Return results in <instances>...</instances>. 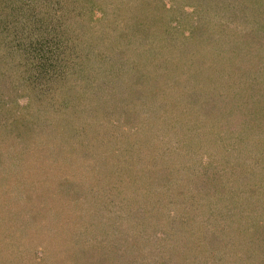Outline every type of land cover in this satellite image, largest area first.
I'll return each mask as SVG.
<instances>
[{"label": "trees", "instance_id": "trees-1", "mask_svg": "<svg viewBox=\"0 0 264 264\" xmlns=\"http://www.w3.org/2000/svg\"><path fill=\"white\" fill-rule=\"evenodd\" d=\"M103 1L105 0H0V161L5 150L8 151L10 146L17 145L16 153L8 155L18 159V162L24 161L34 172L41 174L39 189H46L39 203H26V206L20 209L24 220L16 225L14 229L16 232L10 235L9 241L3 243L4 250L0 251V254H7L6 257L11 264H32L30 261L32 258L29 257L38 250L42 251L43 256L45 252H50L51 255L65 252L74 246L71 245V241L74 240L77 244L82 238L87 239L89 244L80 249L78 256L89 261V264H114V261L117 264H168L166 258L170 253H182L175 249L176 245L172 242L164 245L160 242L162 238L158 237L160 232L157 227L160 223L170 224L165 218L169 214L168 207L164 213L161 211L163 208L156 205V211L154 210L156 216L151 217L149 208L140 210V207L133 205L124 206L116 211L107 210L102 204L113 203L118 195L124 193L134 195L136 201L144 190L155 191L167 186L169 176L165 180L163 172L181 171V176L185 173L187 177L196 171V165L183 167L184 159L188 157L181 154L182 157L176 158L178 154L170 151L168 145L161 148L160 156L157 154L158 158H155V151L152 150L151 157L136 156L138 151L150 150L151 144L159 140H155L157 118L151 120L146 117L147 115L144 116L145 124L155 126L151 129L149 138L142 137L140 144L133 145L132 154L134 153L135 157L131 156L130 159H125L126 162L120 163L121 159L117 154L105 155L104 152L102 155L106 157H102L99 153L100 158L94 155V161H98L97 164L94 163L97 168L94 169L91 164L85 165V168L90 167L92 170L88 169L83 173L82 182L73 177L74 166L83 163L87 137L83 135L85 131L81 122V132L77 130L76 134L84 132L81 137L85 139L82 140L85 143L73 145L71 142L74 137L72 134L74 126L71 122L85 117L96 122L92 126L95 125L98 129L99 119L97 120L95 116L90 119V109L85 110L88 105L94 109L91 110L94 113L96 108L100 109L96 93L105 98L108 90L113 92L114 96L129 90L132 93H129L127 102L130 99L131 102L136 100L133 89L137 83L134 84L132 81L125 83L123 75L127 69L129 70V66L134 65L135 52L138 54L134 49L136 45L134 40L138 34L135 32L150 20L149 11L144 12L141 18L139 15L134 17L130 12L133 7L127 8L126 5L128 11L124 18L126 24L122 25L115 39L113 32L108 30V34H104L100 31L101 28L107 27L109 20L106 13H102L106 9ZM225 1L229 6L226 3L218 6V0H202V12L218 21L200 20L192 37L188 39L193 46L190 52L194 50L196 55L184 59L189 66L190 77L194 78L190 79V82L194 84L201 82L203 86H208L207 91L211 92L201 91L200 97H197L198 94L194 95L195 85L186 90L192 93H186L179 80H174L175 82L170 84L165 78H161L162 88L158 92L161 93L160 98L167 103L166 108L171 109L168 113L169 118L163 124L175 123L179 128L177 132L180 130L186 135L193 128V123L203 117L205 124L209 126L216 124L214 130L220 131L221 137L235 135L242 139L247 155L251 151L248 150L249 139L244 127L252 124L260 129L264 127V115L261 114L264 112V0ZM120 8L121 5L118 6V9ZM113 41L115 47L111 45ZM230 44H234L235 48L227 47ZM104 47L108 51H103ZM227 52L235 54V60H229ZM121 82L126 86L119 84ZM185 84L187 86L188 81H185ZM217 87H222V92L216 91ZM226 90L233 95H227ZM88 95L89 100L82 104L83 97ZM22 97L28 98L27 106L31 110L34 103L44 108H48V105L57 108L59 104L66 110L73 104L77 110H74L73 115L64 112L65 119L61 120L60 125H53L50 130L49 124L52 123H48V119H42L43 112L39 109L40 114L36 115L24 113L22 117L21 113L18 114V108L24 109L20 108ZM227 97H230L231 101ZM139 98L141 105L149 102L146 98L144 101L142 96ZM152 98L155 100L158 98L156 92ZM102 104L108 105L105 100ZM196 107H202L203 111L201 110L200 114H190L191 111L187 113V110ZM61 110L60 107L56 110V116ZM171 118L173 119L169 121ZM195 119L197 120L194 121ZM36 121L38 122L34 123ZM142 122L143 120L139 124ZM211 130L207 136L213 141L214 130ZM93 139L100 138L96 134ZM15 140L20 141L15 143ZM131 140L133 139L128 137L125 142L135 143ZM6 141H11L9 146L6 145ZM161 142L165 144L163 139ZM250 142L259 145L258 150L264 149V135ZM125 149L127 146H124L123 156H127ZM27 151L30 153L28 158L24 156ZM77 152L79 156L76 157ZM149 159L151 161L147 162ZM155 161L159 162L158 167L153 166ZM118 163L124 165L125 173L122 170H115L119 166ZM187 167L188 169L184 171ZM147 168H150L149 171ZM139 170L141 171L138 172ZM209 171L208 166L204 172L198 168V175L195 178L196 184L198 183L196 187L202 188L206 194L212 185L208 180V175L211 174ZM29 172L31 174L30 170ZM95 173L96 175L91 176ZM215 174L221 182L219 174L216 172ZM58 176H61L60 185L54 188L52 182L55 178L58 179ZM121 182L125 183L124 188L128 190L132 187L134 193L120 190ZM260 182L264 186L263 175ZM112 191L116 192L111 193ZM45 194L46 197L49 194L46 200ZM27 197L31 201L28 193ZM119 200L122 201L121 196ZM45 203H58L60 206L50 209L44 207ZM84 206L87 213H84ZM244 206L247 204L230 203L229 216L223 220L224 213L218 216V220H221L219 222L224 224L222 228L217 227L218 235L210 230L212 232L207 241L213 248L210 245L208 249L206 248L207 261L210 259V251L216 252V248L219 251L220 245L225 243L226 238H222L221 230L226 222H240L241 227L243 217L249 218L254 212L252 209L249 212V209L243 208ZM254 208L264 213V203L256 204ZM71 215L74 216L73 220ZM107 215L110 217L107 218ZM49 217H52L51 222L47 220ZM71 223H74V226L81 223L82 229L71 226L73 237H69L72 232L69 227ZM182 223L187 227L184 219ZM52 227L55 230L53 229L54 233L51 236ZM245 230L250 231L249 228ZM168 232L166 231L167 235ZM262 232L264 233V227ZM256 241L262 242L261 246L264 247V240ZM182 243L188 246L190 241L184 240ZM40 246L43 248H39ZM164 246L172 252L167 254ZM36 249L38 250L34 251ZM188 255L182 257L191 259ZM197 257L194 254L193 261L188 264H193ZM182 262L181 259L176 260V264Z\"/></svg>", "mask_w": 264, "mask_h": 264}, {"label": "rangeland", "instance_id": "rangeland-1", "mask_svg": "<svg viewBox=\"0 0 264 264\" xmlns=\"http://www.w3.org/2000/svg\"><path fill=\"white\" fill-rule=\"evenodd\" d=\"M218 1V6L220 7L225 5V3L229 6L228 2L225 0ZM121 2L125 4H121ZM201 4L202 0L103 1V5L106 9L103 10L102 13H106L109 20H107V27L104 26L105 28L101 29L98 27V29L104 34H108V30L113 32L115 39H117L116 34L122 29V25L126 24L124 18L127 16L126 12L128 13L126 10L127 8L133 7V10H130V12L134 17L139 15V18H141V15L144 12H150L149 23L145 22L141 28L135 32H138V34H136L134 40L136 44L134 49L137 50L138 54L135 52L134 65L129 66V70L127 69L126 74L123 75V79H126V81H124L125 83H128V81H130V83L132 81L134 84L137 83V86H134L136 89H133L135 90L134 99L136 100L131 102L130 100L132 99H130L127 102V99H129L128 97H130L129 93H132L129 90L125 93H118L116 96L113 95V92L108 90L105 98L99 95L100 93H96V98L98 100L97 103H100V109L97 110L96 108V112L94 113L91 111H94V109L88 105L85 107V110L90 109V119L93 116H95L97 120L99 119L98 129L95 125V128L92 126L93 124H96V122L85 119L84 116H82L84 117L83 119L78 118L76 121L71 122L74 126V129L72 130L74 137L71 142L73 145L75 144L78 146V144L85 143L82 142V140L85 141V139L81 137L84 132L76 134L77 130L81 132V122L84 125L83 130L85 131L83 135L87 137V150L84 151L85 156L83 157V163L81 165H75L72 173L75 174L73 177L76 178L78 182H82L84 179L83 173L88 169L90 171L92 170L90 167H85L88 164L94 166V163H98V161H94V155H97L96 157L100 158V155L103 157L108 153H114L121 159L120 163L126 162L125 159H130L131 156H134V153L132 154L133 145L137 143L140 144L142 137L149 138L148 135L151 133V129L155 126L145 124V118L148 117L151 120L157 118L155 140H159H156V142H154L155 144H151L150 150L138 151L136 156H141L142 158H146L147 156L151 157L150 151L152 150L155 151V158H158L157 154L160 156L161 148L164 145H168L170 151L172 150L178 154L176 158L179 156L182 157L181 154L188 157L186 160L184 159L183 167L188 165L194 167V165H196V171H194V174L192 173V176L187 175V177L184 175L185 173L181 176V171H171L170 173L163 172L165 180H167V176H169L167 186H162L160 187L161 189L155 191L144 190L136 201L134 200V195L124 193L118 195V197H116L117 199L113 200V203H102L104 204L103 206L107 210L116 209L117 211L124 206L128 207L137 205L140 207V210L149 208L151 210V217L156 216V205H160L163 208L161 211L164 213L167 212L168 207L169 214H167L165 218L170 221V224L168 225V223L166 224L165 222L160 223V226L157 227L160 232L158 237L162 238L160 240L162 244L168 245L172 242L176 245L175 249L182 252L181 254L177 253L178 255L176 253H170L172 251L164 246V251L167 252V254L170 253L166 258L168 264H176V260L178 259L183 261L181 264H188L193 261L194 254L198 257L193 264H264V247L261 246L262 242L256 241V239L260 241L261 239L264 240L262 238L264 237V233L262 232L264 227V223H262L264 221V213H260L254 208V205L264 203V186L260 182L262 175L264 176V172L262 171L264 170V149L258 150L259 145L255 142H250L251 140H256L264 135V127H261L260 129L255 124L244 127V131L249 139L247 141L248 150L251 151L249 152L250 155L249 153L246 155L247 151L242 139H239L235 135L221 137L222 133L214 130L216 129V124H211L210 126L205 124L202 116L201 119L197 118L198 120H194L197 121L193 123V128L186 135L180 130L179 133L177 132L179 128L175 123L173 124L174 126L170 125V123L163 124L166 123L169 118L168 113L171 112V109L166 108L168 107L167 103L160 98L161 93L158 92L161 91L160 88H162L160 85L163 83L161 78L167 79L166 81L170 82V84L174 83V80H179L183 91L186 93H192V91L190 92L186 90L192 88L190 86L195 85L194 95L198 94L197 97H200L201 91L211 92V90L207 91L208 86H203L201 82H197L196 84L190 82V79L194 80V78L190 77V71H188L189 66L184 62V59L190 58L191 55H196V51L192 50L190 52V48L193 46L188 39L192 37V33H194V29L198 26L200 20H212V22L213 20L216 22L218 21L214 17L204 14V12H202ZM119 5H121L122 8L118 9ZM126 5L127 8L125 7ZM111 45L115 47V41H113ZM105 47L103 48V51L106 50ZM227 47L234 49L235 45L230 44ZM227 56L230 57L229 60H235L236 58V55L230 52H227ZM181 57L182 59H180ZM184 79L185 81H188V87L186 86ZM124 82L119 84L125 85ZM111 87L112 86L109 87L110 90ZM221 88L222 87H217L215 90L222 92ZM136 92H141V94ZM155 92L158 97L156 100L152 98V95H154ZM226 92L227 95H233L229 90H226L225 93ZM140 96H142L144 101L146 98L149 102L141 105ZM83 98L84 100H82V104H85L89 100V95ZM103 99L108 104L107 106H103ZM227 99L231 101L230 97H227ZM27 101V97H22L20 100V108L24 109L18 108V114L21 113L22 117L24 113L36 115L37 113L40 114V110L43 112L42 119H48V123H52L49 124L51 125L50 130L53 125H60L61 120L65 119L66 115H64V112L67 111V114L71 113L73 115L74 110H77V108L72 106L73 104H70L66 110L59 104L57 105V108H54L52 105H48V108H44L39 107L37 103L32 105L33 108L31 110L27 106ZM161 102L163 104H160ZM59 107L62 108V110L56 116V110L59 109ZM201 110L203 111L202 107L191 108V110H187V113L191 111L190 114H200ZM138 111L140 113L139 115ZM261 114L264 115V112H261ZM89 115L87 114V118ZM145 115L147 116L144 117ZM172 119L173 118L169 121ZM141 120H143V122L142 124H139ZM37 122L38 121L34 123ZM203 124L204 127H202ZM221 127L224 129L227 125H225L224 128L223 126ZM211 129L214 130V142L211 141V137L207 136L209 130L212 131ZM51 134L54 135L52 132ZM96 134L97 137L99 136V140L93 139ZM226 134H228L227 131ZM128 137H131L133 139L131 141H135V143L133 142L132 144L130 142L128 144V142H125V139ZM162 139L165 144L161 142ZM19 141L20 140H15V143H19ZM6 142L7 146L11 143V141ZM16 146H10L8 151L5 150L4 157L0 161V251L4 250L3 243L9 241L10 235L15 234L16 230L14 229L16 225L24 220L20 209L25 207L26 203H39L40 197L43 195V192L46 191V189H39L41 185V174L34 172L29 168V164L24 163V161L18 162V159L8 155L16 153V150L18 149ZM124 146H127V149H125L127 156L122 155L124 154ZM108 147L109 149H107ZM104 152L105 155H102ZM99 153L101 154L99 155ZM78 154L79 152L76 153V157ZM24 156L28 158L30 153L27 151ZM32 159H34V157ZM151 159L147 160V162L151 161ZM158 161H155V164L153 165L154 167H158ZM176 162L179 164L178 161ZM173 164H170V166H173ZM206 166L210 168L208 173L211 174L208 175V180L212 183L207 194L202 188L200 189L196 187L198 186V183L196 184L197 180L195 179L198 175L197 169L200 168V170L204 172ZM95 168H97L96 165L94 166V169ZM123 169L124 165L119 164L115 170H122V172L125 173V169ZM149 169L150 168H147L148 171ZM186 169H188V167L185 168L184 171H186ZM29 170L31 171V174ZM140 171L141 170L138 172ZM215 172L219 174L221 182H219V178ZM151 173L154 174L153 171H151ZM93 175H96V173L91 176ZM130 175L132 176L133 174ZM59 178H61V176H58V179L55 178L52 182L54 188L59 187ZM119 185L120 190L124 189L127 190V193H134L132 187L129 190L128 188H124L125 183L122 184L121 182ZM115 192L116 191H112L111 193ZM27 193L31 197V201L28 199ZM44 196L45 200L49 198V194L48 197H46V194ZM120 196L122 201L119 200ZM230 203L247 204V206H244L243 208L249 209V212L252 209L254 212L249 218L246 217L245 219V217H243V224L241 223V227L240 222H226V225H224L221 230L222 238H226L225 243L220 245L219 251L216 247V252L211 250L210 259L207 261V257L205 256L207 255L206 251L210 245L207 239L212 231L216 232L218 235V231L216 230L217 227H221L222 224H224L219 222L221 220H218V216L224 213L222 220L229 216V208H231L229 207ZM59 206L58 203H45L44 205L45 208L49 207L50 209H56ZM85 207L86 206H84V213H87ZM90 207L92 206L90 205ZM164 209H166V211H164ZM130 210L134 209L131 208ZM108 217H110V215H107V218ZM51 219L52 217H49L47 219L48 222H51ZM71 219L73 220L74 216L71 215ZM183 219L186 221L187 227L182 223ZM65 224L68 225V223ZM80 224L81 223H77L74 226V223H71L69 224V227L72 229L71 226H74V228L81 229ZM247 228H249L250 231L245 230ZM53 229V227L50 229L51 236L54 233ZM257 229H259V231H257ZM71 231L69 237H73V229ZM166 231H169L170 233L168 232L167 235ZM177 234L178 236H175ZM176 238L178 239L177 241ZM2 239L6 240L3 241ZM184 240H189L190 244L188 246L184 245L182 243ZM46 241H48V239ZM88 242L89 241L85 238H82L77 244L73 240L71 241V245L74 246H72L71 249H67L65 252L56 255H51L50 252H45L43 256L42 251L39 252V250L36 249L34 251L38 250V252H33L29 258H32L30 260L32 264H89V261L78 256L80 249L87 247L89 244ZM210 247L212 246L210 245ZM39 248L43 247L40 246ZM186 254H190L191 257L188 256L191 259L188 257H182L184 255L186 256ZM6 255L7 254H0V264H11V261ZM114 264H117V262L114 261Z\"/></svg>", "mask_w": 264, "mask_h": 264}]
</instances>
